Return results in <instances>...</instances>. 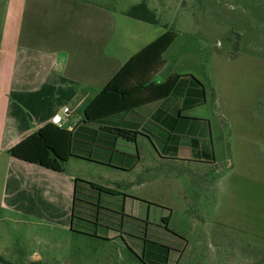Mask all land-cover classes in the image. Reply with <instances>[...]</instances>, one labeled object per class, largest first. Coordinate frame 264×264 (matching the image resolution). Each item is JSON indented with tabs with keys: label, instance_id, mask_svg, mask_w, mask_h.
<instances>
[{
	"label": "rangeland",
	"instance_id": "1",
	"mask_svg": "<svg viewBox=\"0 0 264 264\" xmlns=\"http://www.w3.org/2000/svg\"><path fill=\"white\" fill-rule=\"evenodd\" d=\"M8 1L0 0V35ZM87 1L121 12L145 1L177 34L156 81L177 74L202 83L205 105L187 112L195 122L184 135L203 136L215 163L163 155L158 145L130 169L71 161L69 174L120 195L79 182L73 231L0 211V256L12 264H264V0Z\"/></svg>",
	"mask_w": 264,
	"mask_h": 264
},
{
	"label": "crops",
	"instance_id": "2",
	"mask_svg": "<svg viewBox=\"0 0 264 264\" xmlns=\"http://www.w3.org/2000/svg\"><path fill=\"white\" fill-rule=\"evenodd\" d=\"M5 15L0 35L1 212L63 228L69 224L72 230L74 181H87L66 171L71 161L130 169L140 163L141 152L150 156L149 147L158 151V145L163 155L197 154L200 162L215 163L213 153L202 148L203 136L184 135L186 125L195 122L186 117L187 112L206 102L202 83L192 75H178L177 86L166 99L95 123L83 122L92 99L133 56L167 30L165 25L139 21L87 0H9ZM172 45L153 76L155 84L177 75L156 81ZM192 78L202 85V102L184 108L187 99L199 100L189 96L197 90ZM64 108L69 109V117H63L61 128L73 134L74 152L83 158L71 157L63 172H54L8 155L10 148L52 124ZM105 128L138 135L134 142H126Z\"/></svg>",
	"mask_w": 264,
	"mask_h": 264
},
{
	"label": "trees",
	"instance_id": "3",
	"mask_svg": "<svg viewBox=\"0 0 264 264\" xmlns=\"http://www.w3.org/2000/svg\"><path fill=\"white\" fill-rule=\"evenodd\" d=\"M125 15L150 24H157L155 12L145 1L131 6ZM177 34L167 29L160 37L133 56L113 77V79L92 99L83 113L84 123H95L123 112L168 98L180 79L172 75L165 82L155 84L152 79L164 65L163 55L174 43ZM197 90L190 91L198 101L187 99L184 108L202 102V85L192 78ZM196 100V99H195ZM104 131L126 142H134L137 132L120 128H105ZM73 134L53 124H47L8 150V155L28 164L37 165L54 172H63L69 158H83L75 152ZM99 194L120 195L112 189L84 182L74 181L72 221L76 214V195L78 183ZM166 221V220H165ZM73 231V230H71ZM1 264H12L0 256Z\"/></svg>",
	"mask_w": 264,
	"mask_h": 264
},
{
	"label": "built area",
	"instance_id": "4",
	"mask_svg": "<svg viewBox=\"0 0 264 264\" xmlns=\"http://www.w3.org/2000/svg\"><path fill=\"white\" fill-rule=\"evenodd\" d=\"M63 117H69V109L68 108H64L62 111V115H57L52 119V124L61 128L62 127V121H63Z\"/></svg>",
	"mask_w": 264,
	"mask_h": 264
}]
</instances>
